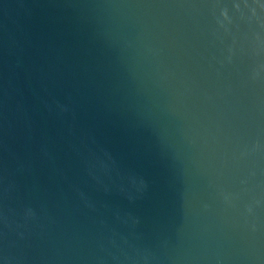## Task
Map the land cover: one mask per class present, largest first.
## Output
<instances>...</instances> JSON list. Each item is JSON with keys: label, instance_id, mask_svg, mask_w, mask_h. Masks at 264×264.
<instances>
[{"label": "water", "instance_id": "obj_1", "mask_svg": "<svg viewBox=\"0 0 264 264\" xmlns=\"http://www.w3.org/2000/svg\"><path fill=\"white\" fill-rule=\"evenodd\" d=\"M0 264H264V0H0Z\"/></svg>", "mask_w": 264, "mask_h": 264}]
</instances>
